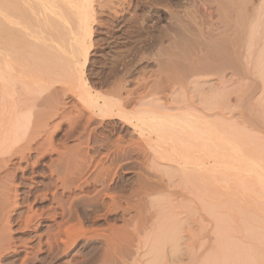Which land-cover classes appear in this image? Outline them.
<instances>
[{
    "label": "rangeland",
    "instance_id": "rangeland-1",
    "mask_svg": "<svg viewBox=\"0 0 264 264\" xmlns=\"http://www.w3.org/2000/svg\"><path fill=\"white\" fill-rule=\"evenodd\" d=\"M103 1H93L96 13L94 12L95 18L94 21H91V25L94 32L91 39L87 41L89 45H86V48L88 46L89 55L86 63L84 56L81 57L82 55L77 54L75 47L77 45L74 43L75 33L79 29L78 23L76 24L75 19L73 21L71 13L69 14L67 9L60 7V5L63 6L62 3L57 4L62 9V13L58 12L60 10L57 7L55 10L57 15L55 13L50 15L52 13H48L51 11H45V6H41L38 0H25L26 3L22 4L24 10L22 9L23 11L20 13L28 10L25 8L27 6L30 10H28L29 12L25 11V17L27 16V19L38 18L39 21L30 19L28 23L26 22L27 25H24L27 20L22 18L24 16L21 18L25 21L20 20V17L12 18L13 20L18 18L19 24H16V27L18 25L23 32H17L19 30L16 32L20 34V37H23V40L26 39L31 43L32 50L37 44L40 45L39 60L36 56L34 59L33 55H30L32 52L25 54L26 61L18 56V59H21L19 61L25 63V65L23 64L26 69L25 75L32 77L39 75L40 84L45 86L48 84V87L40 85L42 86L40 91H45L43 93L41 91L42 94L36 93L38 100H32L33 97L30 94L34 95V93H28L29 96L25 90L26 96L29 97L27 98L23 94L24 90L21 92L25 88L17 87V95L19 94L17 97L21 105H19V114L27 116L30 126L37 120L41 127L39 131L40 129L41 131L31 130L26 133L32 142L26 138L29 139L31 145L27 144L26 148L28 149L26 152L24 151V157L27 158H23L24 162L21 165L19 155L7 156L4 163L2 162L3 164L0 165V236L2 232L3 235L4 233L5 235L9 234L4 240L14 238L18 243L31 240L34 232L26 230L24 225L29 209L33 207V209H40L39 212L42 211L40 212L42 220L49 219L50 230L53 231L51 234L56 235L55 238L57 237L55 242H58L60 238L66 239L67 234L65 237L63 236L65 234L63 227H67L70 230L69 235H71V231L74 232L73 237L70 236L72 238L70 242L75 244L67 252L63 251V246L58 251L53 249L54 251L47 253L45 262L44 254L35 253L38 259L40 258L43 262L40 259H33L27 264H264V225L261 224L264 223V204H262L264 203L262 202L264 193L261 192L262 195L259 196L260 188L263 189V186L251 185L253 189L251 192V190L248 191L250 185L248 187L239 184L236 178L234 179V175L232 177L229 176L230 174L224 175L223 179L220 178L222 182L219 180V185L216 188L218 196H214L210 191L207 192L212 195V199L209 198V194L206 199L200 202L202 207L199 204L200 207L197 208V204L193 200L194 196L192 199L191 192L188 193V189L184 191L183 185L173 181L169 186V181H167V185L164 186L168 175L172 173V168L166 162H160L162 160L154 157L156 150H160L158 146V148L155 146L162 142L154 136L156 133L154 134L151 130L148 132L146 127L144 131H141L142 129L139 127L138 129L136 126L138 114H141L139 112H142L143 116L149 115L151 112L150 116L152 117L155 114L160 115L165 121H172L178 115L181 118L182 115L188 114L194 105L195 109L191 110V113L196 115L200 110V117H203V114L208 112L209 102H212L210 104L214 106V102L218 103L223 100L226 103L231 99L233 105L239 108H231V111L235 110L234 113L232 111L234 115L231 113V116L225 110L224 123L222 116L221 121L220 116L213 118L214 115L207 119L211 118L210 121L218 119L220 123L226 124L227 136L233 138L232 140L238 138L237 141H241L242 139L243 146L247 145L248 148L250 145L249 148H254L244 151L248 155L256 153L252 156L255 155L257 160L262 159L264 165V0H127V2L125 0L122 6L123 15L120 18H117L111 9L110 11L108 9L101 10L102 7L98 3ZM37 2L40 6L37 5ZM3 4L4 0H0V7H3ZM34 13L37 17L30 15ZM59 16L62 17L59 18ZM3 17L0 15V21L6 24L7 21ZM62 18L63 20L66 18L68 24L70 20L69 25L73 26V29L69 30V35L74 32L72 30H75V27H78L73 37L71 36L74 39L68 35V28H65L67 23L64 24L63 20L60 21ZM71 20L75 24H72ZM57 25L62 30L67 29L64 32L59 28L64 34ZM13 28L17 29H15V25ZM65 33L71 40L64 39ZM55 37L60 40L57 41ZM89 41H93V46ZM223 42L224 44H222ZM233 44L234 46H232ZM219 47H222V51ZM225 50L230 51L227 53ZM214 52L215 56H213ZM73 54L75 62H73ZM53 55L56 56L53 57ZM216 55L218 56L216 57ZM198 56L200 58H196ZM205 58L209 61H206ZM224 58L225 60H223ZM217 59L220 60L217 61ZM64 61L71 62V65L67 64L68 67ZM200 65L206 70L208 69V72L203 70ZM227 65L230 68L229 71L226 69ZM71 66L73 69L70 68ZM69 68L76 71L75 74H82L90 91L95 95H101L103 98L108 97L107 100L115 102V104L118 102L117 100H120L121 102H118L122 105L120 111L117 108L115 109L117 111L114 110L115 113L113 111L104 116L101 112L98 113L99 110L90 109L81 101L79 102L77 96H72V92V94L68 93L64 83L69 81L67 80L69 77H76L73 71V74H70ZM67 70L71 76L69 74L65 76ZM64 77L67 81L64 80ZM31 78L29 77L28 83L31 82ZM35 78L32 80L35 81ZM70 79L72 80V77ZM224 79L231 81L229 84L228 81L226 86L228 89L232 84L231 92L229 89L226 91L224 86H220ZM114 91H117V94ZM37 94L40 96L37 97ZM205 100L206 106L203 112L198 106L203 107ZM240 105L243 113L240 110ZM82 107L84 108L82 109ZM144 111L149 112L146 114ZM116 112L119 116L116 115ZM119 112H122L123 116ZM209 113L211 114V112ZM241 113L246 117L242 115L245 117L242 118ZM160 116L154 118L160 119ZM167 116L172 118L168 117L166 120ZM122 117L125 119L123 118V120ZM126 118L130 121H126ZM132 118L133 120H131ZM247 118H250L249 121ZM176 120L180 121L178 118ZM242 120L252 124L246 125L244 122L245 124L242 126ZM39 121L44 123V127L41 126L42 124L40 125ZM238 130L243 132L242 135L239 133L240 137L238 133V136L236 135ZM231 132L233 135L230 136ZM167 137L168 140L169 137ZM155 138L158 139V143ZM166 139L161 140L166 143ZM244 139L249 145L245 143ZM257 146H261V148ZM19 166L24 167V171ZM232 178L234 183L231 182ZM63 179L65 183L62 182ZM226 181L229 185H226ZM236 183L241 185V188L238 189L239 185L236 187ZM166 186L167 188L169 186L168 190H166ZM219 186H224L222 188L225 191ZM242 188L245 195H242L244 194ZM255 189H258L259 193L257 190L254 191ZM237 190H240V193ZM164 191L170 194L164 193ZM170 191L176 192V195L171 196ZM233 191L237 193L234 194ZM180 192L190 194L189 197L193 202L183 199V197L182 200ZM204 193L206 195V192ZM225 194L231 197L223 198ZM147 195L148 197H146ZM235 196L239 198L236 200ZM246 197H249L250 201ZM239 201H241L240 204ZM214 202L216 203L214 204ZM59 206L61 209L59 208L58 211ZM65 208V211L73 208V216L70 218L72 220L68 219L67 215L66 218L60 215ZM207 208L211 210L206 214L204 211ZM48 212H52V214ZM47 214L50 217L45 216ZM243 214L245 218L249 214L250 218H247L250 222L244 219ZM200 215L201 218H199ZM53 217H56L55 222ZM76 217H79V220ZM35 218H33L34 222L33 220L31 222L32 225L28 223L29 226L31 225V230L46 231V228L39 223L41 219ZM62 218L69 222H65ZM24 220L25 222H23ZM61 220L63 227L60 228L62 229L57 224ZM190 221L194 225L196 222V225H192L193 223ZM214 221L218 226L214 224ZM70 222H72L71 225ZM248 223H252V226ZM246 224L251 227L247 228ZM73 227L75 229H70ZM4 229L9 230L4 232ZM6 231L9 232L6 233ZM56 231L61 233L57 234ZM204 233L208 234L204 236L202 235ZM197 234L200 236L198 235V237ZM57 235L63 237L58 238ZM202 236L204 237L202 238ZM250 236L251 239H248L247 237ZM243 242L247 243L246 245L251 243L250 247L245 246ZM60 251L66 254H62ZM10 254L4 255V258L0 257V264L21 263L20 260H16L17 257ZM22 254L19 257L22 258L24 255Z\"/></svg>",
    "mask_w": 264,
    "mask_h": 264
},
{
    "label": "bare ground",
    "instance_id": "bare-ground-1",
    "mask_svg": "<svg viewBox=\"0 0 264 264\" xmlns=\"http://www.w3.org/2000/svg\"><path fill=\"white\" fill-rule=\"evenodd\" d=\"M23 1V0H22ZM22 1H18V0H4V4H3V7H0V15L1 16H4L3 18L4 19H6V24L5 23H2L1 21H0V165L1 164H3L4 163V160H5V158H7V156H12V155H19L20 157V159H21V161H20V165L24 162L23 161V158H25L24 157V151L26 152L27 151V149L28 148H26L27 147V144L29 143V137H27V135H26V133L27 132H30L31 130L32 131H36V130H38V132H40L41 131V129H40V131H39V128H41L40 126H39V124H38V121L36 120V121H34V124H32V126H30L29 125V119L28 118H26L27 116L26 115H21V114H19L20 112V108H19V105H20V100L18 99V95H17V93H18V89H17V87H21V86H23V87H21V89L22 88H25V89H20L21 90V92L24 90V92H23V94H25V90H26V92H27V94L28 93H34V95L33 94H30V95H32V97L34 98H32V100H38L37 98H36V93H38L39 92V94H42L43 93V91H45V90H41L42 91V93H41V91H40V89H42V86H40V85H44V84H40L41 82V80L39 81V79H40V76L38 77L37 75H34L33 77L35 78V76H37V78H35V81H33L34 80V78L32 77V76H30V75H27V76H29L30 78H31V85H30V83H28L27 81L29 80V77H27L25 74H26V72L24 73V71H26V69L24 68V65H25V63H22L21 61H19V60H21L22 58H23V60L25 59L24 58V56L26 57V53L28 54L29 52H32V53H30V55H33V57L34 56H36V58L38 59H40V45L39 44H37L35 47H34V49L32 50L31 48H32V46L30 47V45H31V43L28 41V40H26V39H24L23 40V37H20L19 35L20 34H18L17 32H20V31H22V30H20L21 28H19V26L17 25V27H16V24H19V20H18V18L20 17V20H24V19H22V18H26L25 17V14H26V12L25 11H28V10H30L26 5V7L25 8H27L28 10H25L23 13H20V12H22L24 9V6L22 7V4H25L26 2H22ZM37 1V0H36ZM93 1L94 0H38V2L41 4V6H45V11H51V12H47L48 14H50V13H52V14H50V15H54V13L56 14L57 12L55 11L56 10V8L58 9V10H60V11H58V12H60V13H62V7H64L65 9H67L68 10V13L70 14L71 13V18L73 19V21H74V19H75V21H77L76 22V24L78 25V27H79V29L77 30V28L78 27H75L74 29L75 30H77L76 32L77 33H75V45H77V46H75L76 47V52H77V54L78 55H82L81 57H83L84 56V62L86 63L87 61H88V55H89V49H88V46H87V48H86V45H89V44H87V41H88V39H91V37H92V34H93V27H92V25H91V21L93 20L94 21V18H95V16H94V9L95 8H93V5L95 4H93ZM103 1V0H102ZM38 2H37V5H39L38 4ZM59 2L60 3H62V5L63 6H61L60 4H59ZM96 2V1H95ZM99 2V1H98ZM97 2V3H98ZM101 2V1H100ZM125 2V0H105V1H103L102 3H98L99 4V6L101 5V7L102 8H100L101 10H105V9H108L109 11H110V9H111V11L112 12H114V15L117 17V18H120L122 15H123V11H124V9H123V3ZM126 2H127V0H126ZM35 3V2H34ZM36 4V3H35ZM57 4H59L60 5V7L62 8H60ZM31 6V5H30ZM32 6H33V4H32ZM36 6V5H35ZM40 6V5H39ZM37 7V6H36ZM97 8H98V6H96ZM34 8V7H33ZM38 8H40V7H38ZM23 9V10H22ZM42 10H44L43 8H41ZM100 10V11H101ZM108 11V13H110ZM29 12V11H28ZM27 12V13H28ZM31 13V12H30ZM46 13V12H45ZM60 13H58V14H60ZM64 13H67V12H64ZM96 13V12H95ZM98 13H100V12H98ZM98 13H97V15H98ZM106 13V12H105ZM112 14V13H111ZM19 15H21V16H19ZM29 15V14H28ZM30 15H34V16H36L37 17V15H35V13L34 14H30ZM57 15V14H56ZM61 15V14H60ZM64 15H67V14H64ZM106 15H109V14H106ZM113 15V14H112ZM111 15V16H112ZM113 15V16H114ZM22 16H24V17H22ZM62 16H63V14H62ZM62 16H59V18L60 17H62ZM69 16V15H68ZM13 17H18L17 18V20L15 19V20H13L12 18ZM22 17V18H21ZM29 17H31V16H29ZM28 18V17H27ZM26 18V19H27ZM63 18H64V16H63ZM63 18L62 19H60V21L61 20H63ZM70 18V17H69ZM68 18V19H69ZM4 19H3V21H4ZM31 20L32 19H34L33 21H39L38 20V18H30ZM30 19H27L26 21H25V23L27 22H29L30 21ZM96 20V19H95ZM65 23L64 24H68V20L65 18V20H63ZM72 21V20H71ZM72 21V24H75L74 22ZM32 22V21H31ZM30 22V23H31ZM14 23V24H13ZM21 23V22H20ZM27 23L26 24H24V25H27ZM29 23V24H30ZM62 23V22H61ZM96 23V22H95ZM64 24H62V25H64ZM67 24H66V26H67ZM69 24H70V20H69ZM68 24V26L66 27L65 26V28H68V31H67V33H68V35H69V30H71V28L73 27V26H71L70 27V25ZM71 24V25H72ZM93 24H94V22H93ZM101 24V23H100ZM15 25V29L16 30H14V28H13V26ZM21 25H22V23H21ZM48 25V24H47ZM56 25V24H55ZM77 25H75V26H77ZM99 25V24H98ZM31 26H33L32 24H31ZM49 26V25H48ZM58 26V25H57ZM21 27V26H20ZM25 27V26H24ZM61 29V27H59L58 26V29ZM27 29V28H26ZM59 29V30H60ZM63 29H64V27H63ZM73 29V28H72ZM17 30H19V31H17ZM62 30V29H61ZM60 30V31H61ZM67 29H64V30H62V31H66ZM75 30H72V31H74L75 32ZM17 31V32H16ZM61 31V32H62ZM106 31V30H105ZM23 32V31H22ZM71 32V31H70ZM74 32H72L71 33V35H69L70 37L72 36L73 37V35H74ZM79 32V33H78ZM101 32V31H100ZM63 33V32H62ZM105 33V32H104ZM217 33V32H216ZM219 33V32H218ZM227 33V32H226ZM64 34V33H63ZM55 36H57L56 34H54ZM65 35L67 36H65V38L64 39H66V38H68L67 40H71V38L70 37H68V35L65 33ZM226 35V34H225ZM21 36H23V35H21ZM230 36V35H229ZM24 37H26V36H24ZM218 37V36H217ZM221 37V36H220ZM56 38V40L57 41H59L57 38L58 37H55ZM72 39H74V38H72ZM40 40V39H39ZM229 40V39H228ZM231 40H232V38H231ZM27 41V42H26ZM64 41H66V40H64ZM90 42V41H89ZM93 42V41H92ZM92 42H90V44L93 46V44H92ZM222 42V41H221ZM225 42H227V40H225ZM228 42H230V41H228ZM28 43H30V44H28ZM231 43V42H230ZM109 44V43H108ZM222 44H224V42L222 43ZM91 45H90V47H91ZM229 45H231V44H229ZM222 46V45H221ZM226 46V45H225ZM232 46H234V44L232 45ZM232 46H230V47H232ZM223 47H224V45H223ZM61 48V47H60ZM220 48V47H219ZM222 48V47H221ZM221 48H220V50H221ZM226 48V47H225ZM224 49V48H223ZM230 49V48H229ZM232 49V48H231ZM2 50H3V52H2ZM228 50V49H227ZM5 51V52H4ZM11 51V52H10ZM217 51V50H216ZM215 51V52H216ZM222 51V50H221ZM226 51V50H225ZM230 51V50H229ZM228 51V52H229ZM233 51V50H232ZM7 52V53H6ZM14 52V53H13ZM215 52H214V55L213 56H215ZM227 52V51H226ZM227 52V53H228ZM233 53V52H232ZM212 54V53H211ZM219 54V53H218ZM222 54H224V53H222ZM221 54V55H222ZM226 54V53H225ZM224 54V55H225ZM221 55H220V57H221ZM18 56L21 58H19L18 59ZM28 56V55H27ZM54 56H56V55H53V57ZM205 57H208V56H206V55H204ZM204 56H202V57H204ZM218 55H216V57H217ZM229 56V55H228ZM32 57V58H33ZM58 57V56H57ZM215 57V58H216ZM35 57H34V59H36ZM59 58V57H58ZM57 58V59H58ZM188 58V57H187ZM190 58V57H189ZM196 58H200L199 56L198 57H196ZM195 58V59H196ZM219 58V57H218ZM226 58V57H225ZM225 58L223 59V60H225ZM38 59V60H39ZM202 59V58H201ZM201 59L200 60H198L199 62L201 61ZM228 59V58H227ZM55 60H56V58H55ZM54 60V61H55ZM66 60V59H65ZM189 60V59H188ZM205 60H206V58H205ZM204 60V61H205ZM208 60V59H207ZM206 60V61H207ZM210 60H211V58H210ZM216 60V59H215ZM220 60V59H219ZM218 59H217V61H219ZM25 61H26V59H25ZM69 61V60H68ZM198 61H196V63L198 62ZM209 61V60H208ZM226 61H228V60H226ZM24 62V61H23ZM65 62V61H64ZM73 62H75V55L73 54ZM211 62V61H210ZM214 61L212 60V63H213ZM221 62H224V61H222L221 60ZM220 62V63H221ZM229 62V61H228ZM66 64L65 65H67V64H69V65H71L70 63H67V62H65ZM84 63V64H85ZM191 63H192V60H191ZM206 63V62H205ZM215 63H218V62H215ZM226 63V62H225ZM24 64V65H23ZM64 64V63H63ZM194 64H195V62H194ZM198 64V63H197ZM204 64V63H203ZM208 64V63H207ZM226 64H228V63H226ZM230 64V63H229ZM193 65V64H192ZM199 65V64H198ZM202 65V64H201ZM200 65V66H201ZM206 65V64H205ZM204 65V66H205ZM213 65H214V63H213ZM216 65V64H215ZM63 66V65H62ZM68 66V65H67ZM196 66V65H195ZM207 66V65H206ZM209 66V65H208ZM219 66V64L217 65V67ZM69 67V66H68ZM73 66H71L70 68L71 69H73L72 68ZM222 67H223V65H222ZM225 67V66H224ZM227 67V68H226ZM225 68L226 69H228L227 71H229V69L230 68H228L229 66L227 65ZM69 68V72H70V74L72 75L74 72H76V71H74V70H71ZM195 68V67H194ZM201 68H203V70L205 69V67H203V66H201ZM210 68V67H209ZM221 68V67H220ZM232 68V67H231ZM25 69V70H24ZM197 69V68H196ZM71 70V71H70ZM189 70V69H188ZM192 70H193V68H192ZM198 70H199V67H198ZM206 70V69H205ZM210 70V69H209ZM223 70V69H222ZM225 70V69H224ZM72 71H73V73H72ZM195 71V70H194ZM207 72H208V69L206 70ZM221 71V70H220ZM68 72V70L66 71V73H65V76L66 75H68L69 73H67ZM78 72V71H77ZM193 72V71H192ZM196 72V71H195ZM201 72V69H200V71H199V73ZM203 72H205V71H203ZM223 72H225V71H223ZM198 73V72H197ZM69 74V75H70ZM70 75V76H71ZM74 75L77 77H74V76H71L72 77V80L70 79L71 77H69V79H67V80H69L68 82H66V84L64 83L65 81L64 80H66V78L63 80L64 82V85H65V87H67V91H68V93L70 92H72L73 93V95L72 96H77L78 97V99H79V102L81 101L82 103H84L85 105H87L90 109H93V110H95V109H97V110H99L98 111V113L99 112H101V114L102 115H108L109 113H112L115 109H117V110H119L120 111V108H121V106L122 105H120L121 103H118L120 100H117L118 102L115 104V102H111L110 100H107V98L108 97H106V98H103V97H101V95H95L94 93H92L91 91H90V89H89V87H88V85L86 84V80L82 77V74H75L74 73ZM181 75V74H180ZM199 75V74H198ZM221 75H223L224 76V74H221ZM176 76V75H175ZM27 77V78H26ZM68 77V76H67ZM74 77V78H73ZM222 78H224V77H222ZM33 79V80H32ZM38 79V80H37ZM176 77H175V81H176ZM37 80V81H36ZM66 80V81H67ZM220 80H221V78H220ZM39 81V82H38ZM223 81V80H222ZM222 81H220V82H222ZM229 80H227V81H225V79H224V81H223V83L220 85V86H224L225 88H226V86H227V82H228ZM43 82V81H42ZM231 81H229L228 82V84L230 83ZM29 84V85H28ZM232 85V84H231ZM231 85H229V92H231V88H230V86ZM45 86V85H44ZM50 86V85H49ZM41 87V88H40ZM45 87H48V84H47V86H45ZM45 87H43V88H45ZM64 87V88H65ZM223 87V90L225 89ZM63 88V89H64ZM222 88V87H221ZM228 89L226 88L225 90L226 91H228ZM121 90V92H122V89H120ZM224 90V91H225ZM109 92V91H108ZM115 93L117 92V91H114ZM71 93V94H72ZM22 94V93H21ZM39 94H37V97H39L40 95ZM109 94V93H108ZM113 94V93H112ZM117 94V93H116ZM122 94V93H121ZM120 94V95H121ZM128 94V93H127ZM29 95V94H28ZM27 95V96H28ZM29 95V96H30ZM110 95V94H109ZM118 95H119V93H118ZM21 96V95H20ZM19 96V97H20ZM25 96H26V94H25ZM26 96V97H27ZM24 97V95L22 96V98ZM25 97V98H26ZM118 97V96H117ZM227 97H228V95H227ZM27 98H29V97H27ZM30 98V99H31ZM114 98V97H113ZM121 98V97H120ZM119 98V99H120ZM19 101H18V100ZM78 99H76V100H78ZM116 99H118V98H116ZM228 99H229V97H228ZM23 100H25V99H23ZM22 100V101H23ZM115 100V99H114ZM227 100V99H226ZM231 99H229L226 103H225V101H223V100H221L220 102H218V103H216V102H214L215 104H214V106L212 105V104H210V103H212V102H209V107H208V112H211V114L209 113L208 114V112L207 113H205V115L203 114V109L205 108V106H206V100L204 101V106L202 107V106H198V107H200L201 109H202V114H203V117H200V110H199V113H196V115H194V113L192 114L191 113V110H193V109H195V107H194V105H192L191 107H192V109L190 110V112L187 114H185V116L184 115H182L181 116V118L179 117V115H178V119H180V121L179 120H176L177 118H176V116H173L174 118H176V119H174V120H168V121H165L160 115H155L154 113V115H153V117L152 116H150V114H152L151 112H149V111H144V112H146V114H147V112H149L150 114L148 115H146V116H143L144 114L142 113V112H139V113H141L140 115L138 114V117H137V123H136V126H137V128L139 127V128H141L140 130L141 131H144V129H145V127H146V129L148 130V132H154V136L156 137V138H158V139H160L159 141L160 142H162L163 143V139L165 138L166 139V137L168 136L169 137V139L167 140V141H165L166 143H163V146L161 147V144L160 143H158L159 141H158V139H156L155 138V140H156V142L158 143L157 145H156V143H155V148L158 146L159 148H160V150H156V155H154V157L156 158H158L159 160H162V161H160V162H166L167 163V165H169L172 169H171V171H172V173H170V175H168V180L166 179L165 181H166V184L164 183V186L165 185H167V181H169L168 183V185L170 186V185H172L171 183L173 182V181H175V182H177L178 184H180V185H183L184 187H183V189H184V191H187L186 189H188V193L189 192H191V194L192 195H190V196H192L191 198L193 199V196H194V198L195 199H193L195 202H196V204H197V208H199L200 206H199V204H201L200 202L201 201H203L204 199H206V197H208V195L210 194H207V192H212V194H214V196H216L218 193H217V191H216V188L218 187V185H219V180H220V178H224L225 176L224 175H229L230 177H232L233 175V177H234V179L236 178V181L239 183V184H241V185H243V186H245V185H250V187L247 189L246 187V189L248 190V191H250L251 190V192L253 191V189L251 188V185L252 186H258V187H261V186H263V189H264V165H263V163H262V159L261 160H257L256 158H255V155H254V157L252 156L253 154H256V153H253L252 155H248V154H246L245 153V149L247 150L248 148H249V143H247L246 141L247 140H245L247 137L246 136H244V137H246L244 140H245V143H247L249 146H248V148L246 147V146H243L244 145V141L242 142L243 144H241V141H242V139H241V141H237L238 140V138L235 140H232L231 139V137H229V136H227L228 134V132H227V126H226V124H222V123H220L219 122V120L218 119H215V121H213L214 119H212V121H210V119L208 120L207 119V117H209V116H213V118H215V116H220V121H221V116H222V119L223 118H225L226 117V115H225V110H227V112H229L230 113V115H231V113H232V111H233V113L235 112V108L234 107H236V105L234 106L233 104L234 103H232V101H230ZM27 101V100H26ZM116 101V100H115ZM237 101V100H236ZM24 102V101H23ZM121 102V101H120ZM222 102V103H221ZM24 104V103H23ZM81 104V103H80ZM119 104V105H118ZM82 105V104H81ZM80 105V106H81ZM21 106V105H20ZM196 106V105H195ZM191 107H189V108H191ZM234 108L232 111H231V108ZM240 107H241V105H240ZM84 107H82V109H83ZM236 108H238V106L236 107ZM81 109V110H82ZM239 109V108H238ZM238 109H236V110H238ZM86 110V109H85ZM92 110V111H93ZM117 110H115V111H117ZM241 111H242V107H241V109H240ZM115 111H114V113H115ZM195 112V111H194ZM213 112V113H212ZM22 113V112H21ZM82 113V112H81ZM84 113V112H83ZM88 113V112H87ZM97 113V114H98ZM117 113V112H116ZM121 113V115H122V112H119V114ZM229 113H228V116H230L229 115ZM232 113V115H234ZM242 113H243V111H242ZM241 113V117H242V114ZM198 114H199V116H198ZM202 114H201V116H202ZM27 115H28V113H27ZM89 115V114H88ZM101 115V116H102ZM116 115H118V113L116 114ZM129 115V114H128ZM127 115V116H128ZM142 115V116H141ZM231 115V116H232ZM83 116V115H82ZM85 116H86V114H85ZM119 116V115H118ZM123 116V115H122ZM126 116V117H127ZM155 116H160V119H158L157 117L156 118H154ZM243 116H245V115H243ZM90 117V116H89ZM135 117V116H134ZM168 117H170V118H172L171 116H167V118H166V120L168 119ZM183 117H184V119H183ZM186 117V118H185ZM240 117V116H239ZM246 117V116H245ZM245 117H242V118H245ZM103 118V117H102ZM124 117H122V119H123ZM127 118H129V117H127ZM126 118V121H130V120H128ZM169 118V119H170ZM216 118H218V117H216ZM227 118H229V117H227ZM233 118V117H232ZM88 119H90V118H88ZM104 119V118H103ZM125 119V118H124ZM123 119V120H124ZM163 119V120H162ZM182 119V120H181ZM226 119V118H225ZM225 119H223L222 120V122L225 120ZM248 119V118H247ZM247 119H246V121H247ZM250 119V118H249ZM249 119H248V121H249ZM131 120H133V118L131 119ZM158 120V121H157ZM217 120V121H216ZM163 121V122H162ZM171 121V122H170ZM243 121V120H242ZM242 121H240L241 123H242ZM246 121H243V123L241 124L242 126H243V124H245L246 123V125H249L248 124V122H246ZM36 122V123H35ZM42 122V121H41ZM40 121H39V123H40V125L41 126H43V124L44 123H41ZM91 122V121H90ZM169 124H168V123ZM240 122H239V125H240ZM245 122V123H244ZM167 123V124H166ZM224 123V122H223ZM134 124V123H133ZM252 124V123H251ZM46 125V124H45ZM224 125V126H223ZM135 126V125H134ZM226 126V129L224 128ZM245 126V125H244ZM31 127V128H30ZM37 127V128H36ZM44 127V126H43ZM247 127H249V126H247ZM252 127V126H251ZM46 128V127H45ZM138 128V129H139ZM149 128V129H148ZM253 128V127H252ZM44 129V128H43ZM238 129V128H237ZM149 130H151V131H149ZM240 130V129H239ZM239 130H238V132H236V135H237V133H238V135H239V137L242 135L241 133H243V132H239ZM44 131V130H43ZM46 131V130H45ZM241 131V130H240ZM140 132V131H139ZM145 132H146V130H145ZM145 132H142V133H145ZM170 133V134H167V133ZM34 134H35V132H33ZM44 133V132H43ZM141 133V132H140ZM163 135H165V136H163ZM165 133V134H164ZM232 133V132H231ZM241 135H240V134ZM39 134V133H38ZM150 134V133H149ZM153 134V133H152ZM162 135V137H160L161 135ZM235 134V133H234ZM25 135V136H24ZM36 135V134H35ZM144 135V134H143ZM158 135V136H157ZM231 135H233V133L232 134H230V136ZM237 135V136H238ZM42 136V135H41ZM150 137H151V135H150ZM167 137V138H168ZM26 138H29L28 140L26 139ZM26 139V140H25ZM162 139V140H161ZM240 140V139H239ZM26 141H28V142H26ZM30 141H31V139H30ZM234 141H237L238 143L240 142V144H238L237 142L235 143ZM249 141V140H248ZM32 142V141H31ZM30 142V143H31ZM151 142H153V141H151ZM29 143V144H30ZM28 144V145H29ZM160 144V145H159ZM251 144V143H250ZM31 145V144H30ZM33 145V144H32ZM29 148H31L30 146H28ZM153 147V146H152ZM157 147V148H158ZM244 147V148H243ZM246 147V148H245ZM257 147H259V146H257ZM67 148V147H66ZM154 148V147H153ZM256 148V147H255ZM259 148H261V146L259 147ZM24 149H26V150H24ZM70 149V148H69ZM249 149H254V148H249ZM155 150V149H154ZM257 150V149H256ZM230 153V154H229ZM264 154V153H263ZM26 156V155H25ZM259 156H262V155H259ZM27 158V157H26ZM25 158V159H26ZM29 158V157H28ZM259 158V157H258ZM17 159V158H16ZM63 159V158H62ZM29 160V159H28ZM69 160V159H68ZM156 160V159H155ZM159 160H157V161H159ZM264 160V159H263ZM3 162V163H2ZM26 162H28V161H26ZM29 163V162H28ZM61 163H63L62 161H61ZM30 164V163H29ZM69 164V163H68ZM24 166V165H23ZM28 167H29V165H27ZM27 166H25V167H27ZM19 167H21V166H19ZM28 167H27V169H28ZM22 168V167H21ZM24 168V167H23ZM22 168V169H23ZM69 168V167H68ZM173 169H174V172H173ZM23 171H24V169H23ZM26 171V170H25ZM58 171V170H57ZM32 172H34L33 170H32ZM31 172V173H32ZM65 172V171H64ZM63 172V173H64ZM233 172V173H232ZM60 173V172H59ZM231 173H232V175H231ZM46 174V173H45ZM53 174V173H52ZM51 174V175H52ZM55 174H57V173H55ZM62 174V173H61ZM32 175H34L33 173H32ZM57 175H59V174H57ZM70 175V174H69ZM166 175V176H167ZM36 176V175H35ZM67 176V175H66ZM165 176V177H166ZM223 176V177H222ZM228 176V177H229ZM27 177V176H26ZM60 177V176H59ZM62 177V176H61ZM69 177V176H68ZM229 177V178H230ZM32 178V177H31ZM65 178V177H64ZM61 179V178H60ZM60 179H58V180H60ZM161 179H163V178H161ZM229 180V179H228ZM65 180L63 179V183H65L64 182ZM221 182H222V180H220ZM233 181V178L231 179V182ZM171 182V183H170ZM220 182V183H221ZM235 181H233V183H234ZM163 183V182H162ZM223 183H224V180H223ZM229 183H230V180H229ZM56 184V183H55ZM62 184V183H61ZM175 184V183H174ZM228 183H227V181H226V185H227ZM231 184V183H230ZM238 184V185H239ZM63 185H66V184H63ZM225 185V184H224ZM229 185V184H228ZM237 185V183H236V187L238 186ZM241 185H239V187H238V189L239 188H241ZM61 186V185H60ZM68 186V185H67ZM66 186V187H67ZM169 186H168V188H169ZM16 187V186H15ZM69 187V186H68ZM219 187H221V186H219ZM222 187H224V186H222ZM221 187V188H222ZM227 187V186H226ZM225 187V188H226ZM228 187H230V186H228ZM232 187H233V185H232ZM60 188V187H59ZM62 188V187H61ZM164 188V187H163ZM168 188H167V186H166V190H168ZM244 188V189H245ZM256 188V187H255ZM223 189V191H225L224 190V188H222ZM228 189V188H227ZM230 189L231 190H233L231 187H230ZM237 189V188H236ZM259 189V188H258ZM258 189H255L254 191H256L257 190V192H258ZM262 188H260V194H259V196L260 195H262V193H264V191H261V190H263ZM231 190H229L230 192H231ZM235 190V189H234ZM242 191H243V188L241 189ZM222 191V190H221ZM223 191H222V193H223ZM238 192L240 191V190H237ZM161 192H163V191H161ZM171 192V196H173V195H176V192L174 193L173 191H170ZM173 192V193H172ZM204 192H206V195H205V193ZM229 192V193H230ZM234 192V191H233ZM245 192H247V191H245ZM262 192V193H261ZM164 193H167V194H170V193H168V192H165L164 191ZM188 193H185L184 192V194L183 193H181L180 192V197H181V199H182V197H183V199H188V201H190L191 199H190V197H189V195H188ZM224 193H226V192H224ZM228 193V194H229ZM235 193H237V192H234V194ZM240 193V192H239ZM243 193H244V191H243ZM249 194H252V193H250V192H248ZM259 193V192H258ZM226 195L225 194V196L223 197V198H225V197H227V196H229V195H231V193L229 194V195ZM233 193H232V195H234ZM254 194H255V192H254ZM253 194V195H254ZM179 195V194H178ZM177 195V196H178ZM222 195V194H221ZM238 195V194H237ZM242 195H245V193L244 194H242ZM248 195V194H247ZM258 194H256V196H257ZM15 196H16V194H15ZM176 196V197H177ZM218 196V195H217ZM216 196V197H217ZM240 196V195H239ZM256 196H254V197H256ZM264 195H262V197H263ZM4 197H5V195H4ZM146 197H148V195L146 196ZM174 197V196H173ZM211 197V199H212V195L210 194V196H209V198ZM216 197H214V198H216ZM229 197H231V196H229ZM236 197V196H235ZM241 197V196H240ZM258 197V196H257ZM261 197V196H260ZM2 198H3V196H2ZM17 198V197H16ZM46 198V197H45ZM110 198V197H109ZM208 198V199H209ZM233 198H234V196H233ZM239 198V197H238ZM237 197L235 198L236 200L238 199ZM243 199H244V197H242ZM242 198H240L241 200H242ZM247 198V200H249L248 198L249 197H246ZM3 199H5V198H3ZM180 199V200H181ZM182 199V200H183ZM211 199L209 200L210 202V205L212 204L211 203ZM216 199H218V198H216ZM232 199V198H231ZM234 199V200H235ZM253 199V198H252ZM258 199H260V198H258ZM193 200H191L192 202H193ZM254 201H256L255 199H253ZM263 200V199H262ZM61 201H62V199H61ZM112 201H114V200H112ZM187 201V202H188ZM243 201H245V199L243 200ZM250 201V200H249ZM259 201H261V200H259ZM186 202V201H185ZM192 202L190 203L191 205H192ZM208 202V201H207ZM213 202V201H212ZM225 202V201H224ZM223 202V203H224ZM240 202L241 201H239V204H240ZM247 202V201H246ZM262 202H264V201H262ZM110 203V202H109ZM208 203V204H209ZM216 202H214V204H215ZM238 203V202H237ZM236 203V204H237ZM261 203V202H260ZM16 204V203H15ZM66 204V203H65ZM105 204H107V203H105ZM195 204V203H194ZM207 204V205H208ZM225 204V203H224ZM248 204V203H247ZM262 204H264V203H262ZM63 205H64V203H63ZM63 205H62V208H63ZM67 205V204H66ZM72 205V204H71ZM74 205V204H73ZM104 205V204H103ZM246 205V204H245ZM249 205H250V203H249ZM248 205V206H249ZM58 206V205H57ZM60 206H61V204H60ZM60 206L58 207V211H59V208H60ZM70 206V205H69ZM107 206V205H106ZM105 206V207H106ZM204 206V205H203ZM209 206V205H208ZM213 206V205H212ZM224 206V205H223ZM247 206V205H246ZM70 207H72V206H70ZM192 207V206H191ZM194 207V206H193ZM201 207H202V204H201ZM210 207V206H209ZM208 207V208H209ZM245 207V206H244ZM207 208V212L206 211H204L206 214L208 213V211L209 210H211L212 209V207H211V209H208ZM218 208V207H217ZM248 208H250V207H248ZM38 209V208H37ZM36 208L35 209H33V207H31L30 209H29V213H28V215H27V217H26V222H25V220L23 221V222H25V225H24V227H26L25 229L27 230V229H29L30 231H32V233L34 232V235H33V237L31 238V240H28V242H23V243H18L17 242V240L15 241V239L13 238H8V240H6L7 239V237H6V235L8 236L9 234H6L5 235V233H4V235L1 233V236H0V257H3L4 255H7V254H10V253H12L13 254V256L14 257H17V259L16 260H20V262L21 263H19V264H27L30 260H33V259H38V256H36V254L35 253H38V254H44L45 256L47 255V253H51L52 251H54L53 249H56L55 251H58V250H61V246H63L64 248H63V251H65V252H67L68 250L70 251V249L73 247L72 245H74L73 243L71 244V242H70V239H71V241H72V238H70V236L71 237H73V235H74V232L72 233V231H71V235H69V232H70V230H69V228H67V227H63L62 225H63V223H62V220H61V222L60 223H57L58 224V227L60 228V227H63V230H65L64 232H65V234H63V236L65 237V235L67 234V237H66V239H64V238H60L61 239V241H60V239L58 240V242H55L56 241V238H55V236H53L52 234H53V231H52V229L50 230V226L51 225H49V223H50V221H49V219L48 218H45L44 220H42L41 219V214H40V212H42V211H40L39 212V210H37ZM61 209V208H60ZM73 208H69V209H67V211H65L66 210V208L64 209V210H62V212L60 213V215L62 216V217H65L66 215H67V217H68V219H70L72 216H73V212H74V210H72ZM107 209V208H106ZM117 209V208H116ZM219 209V208H218ZM224 209V208H223ZM259 209V208H258ZM42 210V209H41ZM47 210V209H46ZM45 210V211H46ZM198 210V209H197ZM196 210V211H197ZM240 210V209H239ZM57 211V212H58ZM215 211V210H214ZM216 211H218V210H216ZM215 211V212H216ZM221 211V210H220ZM244 211V210H243ZM246 211V210H245ZM43 212H44V210H43ZM47 212V211H46ZM45 212V213H46ZM55 212H56V209H55ZM198 212V211H197ZM214 212V213H215ZM49 213V212H48ZM51 214H52V212H50ZM49 213V214H50ZM77 213H78V211H77ZM201 212H200V210H199V214H200ZM220 213V212H219ZM244 213H246V212H244ZM248 213V212H247ZM246 213V214H247ZM75 214V213H74ZM77 215V214H76ZM75 215V216H76ZM198 215V214H197ZM209 215V214H208ZM217 215V214H216ZM215 215V216H216ZM43 216V215H42ZM45 216H49L48 214L47 215H45ZM57 216V215H56ZM74 216V217H75ZM207 216V215H206ZM212 216V215H211ZM243 217H244V219H246V221H249L250 222V220H248V218H250V217H248L249 216V214H248V218L246 217L245 218V216H244V214L242 215ZM24 217V216H23ZM35 217H38V219H41L40 221H39V223H41L40 225L41 226H43V227H45L46 228V231H44V232H40V231H36V229H33V230H31V222H32V220H33V222H34V219L33 218H35ZM50 217V216H49ZM73 217V218H74ZM199 217V216H198ZM198 217H196V218H198ZM218 217V219H219V215L217 216ZM216 217V218H217ZM260 217V216H259ZM264 217V216H263ZM54 218V217H53ZM56 218V217H55ZM55 218H54V222H55ZM66 218V217H65ZM77 218V217H76ZM79 218V217H78ZM77 218V219H78ZM199 218H201V215H200V217ZM208 218V217H207ZM215 218V220H217L218 221V219H216ZM35 219H37V218H35ZM63 219V218H62ZM195 219V218H194ZM9 220V219H8ZM7 220V221H8ZM51 220H53V219H51ZM64 220V219H63ZM70 220H72V219H70ZM76 220V219H75ZM79 220V219H78ZM77 220V221H78ZM193 220V219H192ZM197 220V219H196ZM220 220V219H219ZM263 220V219H262ZM7 221H6V223H7ZM22 221V220H21ZM35 221H37V220H35ZM65 222H69L68 220L66 221V219L64 220ZM198 221H199V219H198ZM201 221H202V219H201ZM208 221V220H207ZM9 222V221H8ZM49 222V223H48ZM65 222H64V224H65ZM191 223H193L194 222V220H193V222L192 221H190ZM204 222H206V221H204ZM5 223V224H6ZM10 223V222H9ZM9 223H7L8 225H10ZM28 223H30L31 225L29 226L28 225ZM53 223V222H52ZM71 223L72 222H70V225H71ZM199 223H200V221H199ZM218 223H219V221H218ZM38 224V223H37ZM68 224V223H67ZM214 224H216L217 225V223L214 221ZM220 224V223H219ZM248 224H251V226H252V223H248ZM261 224H263L264 225V223H261ZM260 224V225H261ZM70 225H68V227L70 226ZM81 225V224H80ZM192 225H194V223L192 224ZM195 225H196V222H195ZM194 225V226H195ZM199 225V224H198ZM247 225V224H246ZM262 225V226H263ZM37 226H39V225H37ZM37 226H36V228H37ZM65 226V225H64ZM67 226V225H66ZM73 226V225H72ZM218 226V225H217ZM216 226V227H217ZM250 226V227H251ZM5 227V226H4ZM3 227V228H4ZM6 227H8L9 228V226H7L6 225ZM5 227V228H6ZM23 227V228H24ZM29 227V228H28ZM35 227V226H34ZM71 227V226H70ZM215 227V228H216ZM249 226L247 225V228H248ZM249 227V228H250ZM58 228V229H59ZM64 228H66V229H64ZM263 228V227H262ZM60 229H62V228H60ZM59 229V230H60ZM70 229H75L74 227L73 228H70ZM5 230H9V229H4L3 231L5 232ZM11 230V229H10ZM26 230H23V231H26ZM54 230V229H53ZM58 230V231H59ZM116 230V229H115ZM117 230H118V227H117ZM52 231V232H51ZM58 231H56V233L57 234H60V233H58ZM61 231V230H60ZM246 231H249V230H247L246 229ZM9 232V231H8ZM7 231H6V233H8ZM11 232V231H10ZM27 232V231H26ZM115 232V231H114ZM23 233V232H22ZM52 233V234H51ZM54 233H55V231H54ZM75 233H77L78 234V232H75ZM117 233V232H116ZM248 233V232H247ZM11 234H13L12 232H11ZM73 234V235H72ZM205 234L207 235L208 233H204V234H202V235H204L205 236ZM249 234V233H248ZM247 234V235H248ZM80 235H81V232H80ZM82 235H84V234H82ZM200 236V234H197V236ZM217 236H218V234H216ZM250 235V234H249ZM5 236V237H4ZM58 236V235H57ZM63 236H58V238L59 237H63ZM198 236V237H199ZM204 236H202V238L204 237ZM246 236V235H245ZM251 236H252V234H251ZM251 236L250 237H247L248 239L250 238L251 239ZM264 236V235H263ZM77 237H80V236H77ZM76 237V238H77ZM208 237H210V236H208ZM3 238V239H2ZM4 238H6L5 240H4ZM247 238H245L246 240H247ZM64 239V240H63ZM74 239H75V236H74ZM200 239V238H199ZM205 239H207L206 237H205ZM209 239V238H208ZM218 239V238H217ZM77 240V239H76ZM76 240H75V242H76ZM60 241V242H59ZM199 241V240H198ZM208 241V240H207ZM74 242V241H73ZM230 242H232V241H230ZM247 242H250V241H247ZM261 242H263V240H261ZM242 243V242H241ZM229 244H231V243H229ZM235 244V243H234ZM239 244V243H238ZM243 244H245V246H248V247H250V245H251V243H250V245H249V243H248V245H246L247 243H244L243 242ZM263 244V243H262ZM236 245V244H235ZM230 246V245H229ZM239 246H240V244H239ZM241 247V246H240ZM239 247V248H240ZM243 247V246H242ZM247 247V248H248ZM229 248H231V246L229 247ZM234 248H236V247H234ZM244 248V247H243ZM46 249V250H45ZM63 251H60V252H62V254L64 253ZM24 255H23V254ZM56 253V252H55ZM23 255V257L21 258V257H19L20 255ZM64 254H66V253H64ZM11 255V254H10ZM43 255V256H44ZM54 255V254H53ZM57 255V254H56ZM55 255V256H56ZM44 256V257H45ZM5 257H7V256H5ZM8 257H9V255H8ZM18 257H19V259H18ZM42 257V256H41ZM4 258V257H3ZM43 258V257H42ZM57 258V257H56ZM40 259V258H39ZM38 259V260H39ZM47 259V256H46V258H44V262H45V260ZM41 260V259H40ZM42 262H43V260H41ZM16 262V261H15ZM32 262V261H31ZM41 262V263H42ZM12 263H14V262H12ZM17 263V264H18ZM30 264V263H29ZM69 264V263H68Z\"/></svg>",
    "mask_w": 264,
    "mask_h": 264
}]
</instances>
